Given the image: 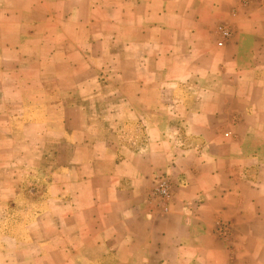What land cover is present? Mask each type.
Masks as SVG:
<instances>
[{
  "label": "crops",
  "instance_id": "obj_1",
  "mask_svg": "<svg viewBox=\"0 0 264 264\" xmlns=\"http://www.w3.org/2000/svg\"><path fill=\"white\" fill-rule=\"evenodd\" d=\"M0 264H264V0H0Z\"/></svg>",
  "mask_w": 264,
  "mask_h": 264
},
{
  "label": "built area",
  "instance_id": "obj_2",
  "mask_svg": "<svg viewBox=\"0 0 264 264\" xmlns=\"http://www.w3.org/2000/svg\"><path fill=\"white\" fill-rule=\"evenodd\" d=\"M254 0H241L242 5H247ZM220 41L219 47H224L232 38L233 31L228 26L219 28ZM228 137L229 134H226ZM174 183L165 174H160L156 177L155 186L149 194V200L156 207H164L173 197ZM231 234V229L228 223H220L217 227V235L222 238H227Z\"/></svg>",
  "mask_w": 264,
  "mask_h": 264
},
{
  "label": "rangeland",
  "instance_id": "obj_3",
  "mask_svg": "<svg viewBox=\"0 0 264 264\" xmlns=\"http://www.w3.org/2000/svg\"><path fill=\"white\" fill-rule=\"evenodd\" d=\"M237 11H238V9H232V13H231V15H230V18H229V20H221L220 22H216L215 24H214V28H213V30H211V32H210V35H208V39H210V40H212L213 42H215L216 43V46L218 47V48H223V47H219V45H218V43H219V41H220V34H219V28L221 27V26H228V27H230L231 29H232V31H233V36H232V38L234 37V35H235V32L237 31V26H236V18H235V15H236V13H237ZM231 38V39H232ZM230 39V40H231ZM174 183V182H173ZM229 224V226H230V229H231V234H230V236H228L227 238H222V237H220V239L221 240H223V241H225V242H227V243H231L233 240H235L234 239V235H233V231H232V228H231V223H228ZM219 225V224H218ZM231 248H232V246H231Z\"/></svg>",
  "mask_w": 264,
  "mask_h": 264
}]
</instances>
